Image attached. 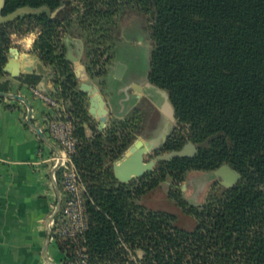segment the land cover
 Wrapping results in <instances>:
<instances>
[{
  "label": "trees",
  "instance_id": "16d2710c",
  "mask_svg": "<svg viewBox=\"0 0 264 264\" xmlns=\"http://www.w3.org/2000/svg\"><path fill=\"white\" fill-rule=\"evenodd\" d=\"M127 4L147 15L149 78L167 91L177 119L165 148L190 141L197 152L121 181L112 163L133 143L137 117L112 120L102 131L90 124L86 93L76 88L60 37L78 22L92 67L110 38L106 23ZM26 5L57 14L42 10L0 22V75L13 34L38 30L34 49L56 68L54 86L79 119L73 159L86 187L85 244L91 258L104 264H264V0H5L2 13ZM16 78L37 86L42 76ZM223 163L241 177L231 186L215 184L200 204H183L196 220L192 228L176 223L172 211L139 202L167 172L182 180L188 169L213 170ZM60 174L59 169L58 181ZM60 245L69 255L70 245Z\"/></svg>",
  "mask_w": 264,
  "mask_h": 264
},
{
  "label": "crops",
  "instance_id": "0c3cea01",
  "mask_svg": "<svg viewBox=\"0 0 264 264\" xmlns=\"http://www.w3.org/2000/svg\"><path fill=\"white\" fill-rule=\"evenodd\" d=\"M36 38L37 33L31 32L18 37L17 45L23 52H33ZM125 72L126 66L120 76L112 71V78L121 87L120 94H115L117 98L108 102L128 106L147 96L155 105L158 117L150 135L155 139L142 140L147 147H157L156 135L164 136L172 120L175 121L169 95L150 90L156 85L149 78L128 79ZM2 84L6 90L0 89L5 92L0 93V264H66L68 254L61 248L55 229L48 224L59 197L63 205L65 201L61 174L60 181L52 176L51 156L58 150L49 131L53 111L34 93L35 87L50 91L51 79L43 76L37 86H32L21 83L13 72L5 71L0 75V87ZM216 175L230 178L231 171L225 168Z\"/></svg>",
  "mask_w": 264,
  "mask_h": 264
},
{
  "label": "rangeland",
  "instance_id": "374dc122",
  "mask_svg": "<svg viewBox=\"0 0 264 264\" xmlns=\"http://www.w3.org/2000/svg\"><path fill=\"white\" fill-rule=\"evenodd\" d=\"M56 14L57 10L53 12V15ZM105 26L108 27L110 38L107 42L104 43V45H101L100 48L101 50H103V53L99 54L100 61H98L99 63L93 65L92 67H90V57L87 55L86 35L85 32L79 27L78 22L75 21L70 27H68L61 33L60 41L66 48V54L72 51V53L78 57L79 64H82V67H80L79 71H77V65L75 64V62L66 55L75 74L76 88L86 93L87 110L89 107V94L87 91H84L80 88L81 83L83 81H86L90 84L96 85L99 88L100 93L104 96L107 102V107L109 110L107 124L112 120L131 119L135 114L137 120L134 121V132L136 135L134 141L138 138H148L147 140L155 139L151 138L150 135L152 127L154 126L155 121L158 117V111L156 110L155 105L148 101L149 99L147 96L142 98L140 102H136L134 105L132 104L128 106H124V104L120 105L118 102H115L114 105L112 100V103L108 102L112 98H117L116 96L120 94L119 88L121 87V83L115 81L112 78V71L115 69L111 67V65H115L117 61L125 64V75L128 79L141 80L144 78H149L152 41L148 28L147 15L139 11L136 6L127 4L122 6L117 14L113 16V20L109 23H106ZM31 32L37 33L38 38V30L34 29L27 34ZM25 35L14 33L12 36L13 40L10 47H18L21 50V48L17 45L18 43L16 40L18 39V37L21 38ZM30 53L38 54L35 49ZM45 65L51 69L47 76L50 77L52 83L51 90L48 92L46 91L45 93L52 95L59 102V104L57 105L50 106L53 111L51 113V118H61L62 113H69L70 119L73 124V132L77 144L78 138L75 133V122L79 119L74 116V113L70 109L69 102L66 100V98L58 93L60 92V87L59 89H57V87L54 86L53 78L57 74L56 68L53 65ZM149 89L156 90L160 95V92H167L165 89L157 85L152 86ZM134 102L135 101H133L132 103ZM89 116L90 124L98 129V120L90 114ZM84 126H86L87 128V133L91 134L92 128L91 126H89V123L85 122ZM176 128L177 119L175 116V121L172 120L165 135L163 136L160 133L156 135L157 140L159 141V145L157 147H154L150 152L144 154L145 161H149L159 154L167 153L172 150H179L182 148L181 147L179 149L172 150L165 148L166 142L169 140ZM187 142H185L184 144H186ZM123 154L112 163V166L118 159L123 156ZM161 161L163 160H160L159 162ZM159 162L156 163L153 170L157 167ZM79 174L81 179V187L85 193L86 187L83 182L80 170ZM136 178L138 177H133L131 180H134ZM183 180H186V195L184 194L182 188ZM215 184H219L221 186H231L223 183L214 173V169H188L183 174L182 180H175L171 176V174L167 172L165 178L160 181L157 186L146 190L141 195L139 202L150 209H165L172 211L177 215L176 223L186 228H192L195 225L196 220L192 215L185 212L183 204L186 203L187 205H191L204 202L207 199L211 188ZM63 191L65 193L66 200V197H68V195L66 194L64 186ZM58 216L56 217L55 215V218H58ZM55 236H57L59 241H62L63 243L67 242L70 245V250L72 249L71 244L67 240H63L61 235H59L57 231H55Z\"/></svg>",
  "mask_w": 264,
  "mask_h": 264
},
{
  "label": "water",
  "instance_id": "95a60500",
  "mask_svg": "<svg viewBox=\"0 0 264 264\" xmlns=\"http://www.w3.org/2000/svg\"><path fill=\"white\" fill-rule=\"evenodd\" d=\"M4 4L5 0H0V22L13 20L19 15L25 13H39L42 10H47L49 13L53 14V12L49 11L46 6L35 8L27 5L17 7L13 11L7 14H3L2 9L4 7ZM67 56L75 62V64L77 65V71H79L80 67H82V64H79L78 57L76 55H73L72 53H68ZM111 67L115 69L116 76H120L123 68L125 67V64L120 61H117L116 64L111 65ZM4 71L13 72L16 75H19L21 73L27 74L34 72L41 74V76L43 77L46 76L51 71V69L45 65V63L41 60L38 54H33L25 51L23 52L18 47H10L9 57L8 61L4 66ZM40 85L41 87L43 86V84ZM80 88L88 92L89 114L98 120V129L103 130L107 125L109 113L107 102L104 96L100 93L99 88L96 85L90 84L86 81H83L81 83ZM0 93L5 94V92L2 91H0ZM15 96L23 99V97L19 94H15ZM38 130L42 135H44L40 128H38ZM153 148L154 147L151 145H148V147L145 146L142 139H136L126 149L123 156L114 163L113 167L115 176L121 181H129L133 177H140L144 175L147 171L153 170L156 163L160 160H169L175 156H193L197 152V146L193 142H187L179 150H172L167 153L159 154L150 159L149 161H145L144 154L150 152ZM225 168L230 169L231 177H225L224 179L219 177V179L223 183L227 185H232L240 179V173L233 167H231L228 163H223L219 167L215 168L214 173L219 174ZM182 188L184 194L186 195V180H183ZM61 204L62 200L61 197H59V201L52 217H54L60 211Z\"/></svg>",
  "mask_w": 264,
  "mask_h": 264
},
{
  "label": "built area",
  "instance_id": "2783aa9c",
  "mask_svg": "<svg viewBox=\"0 0 264 264\" xmlns=\"http://www.w3.org/2000/svg\"><path fill=\"white\" fill-rule=\"evenodd\" d=\"M34 93L49 106L59 104L52 95L36 87ZM61 116V118H51L49 121L50 134L58 145V150L51 156L54 166L52 176L56 179L57 170H61L62 184L68 197L64 201L58 218L52 217L48 224L72 246L66 258V264H104L93 260L87 251L85 231L88 228V219L85 193L81 187L79 170L73 159L76 138L70 114L65 112Z\"/></svg>",
  "mask_w": 264,
  "mask_h": 264
},
{
  "label": "flooded vegetation",
  "instance_id": "af4514ba",
  "mask_svg": "<svg viewBox=\"0 0 264 264\" xmlns=\"http://www.w3.org/2000/svg\"><path fill=\"white\" fill-rule=\"evenodd\" d=\"M147 172H150V171H147ZM147 172H146V173H147Z\"/></svg>",
  "mask_w": 264,
  "mask_h": 264
},
{
  "label": "bare ground",
  "instance_id": "6f19581e",
  "mask_svg": "<svg viewBox=\"0 0 264 264\" xmlns=\"http://www.w3.org/2000/svg\"><path fill=\"white\" fill-rule=\"evenodd\" d=\"M16 64H17V62H16Z\"/></svg>",
  "mask_w": 264,
  "mask_h": 264
}]
</instances>
